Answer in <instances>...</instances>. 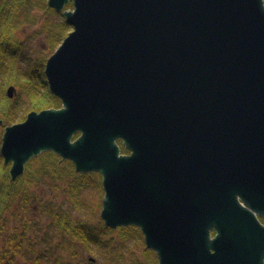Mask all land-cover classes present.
I'll use <instances>...</instances> for the list:
<instances>
[{"label":"water","instance_id":"water-1","mask_svg":"<svg viewBox=\"0 0 264 264\" xmlns=\"http://www.w3.org/2000/svg\"><path fill=\"white\" fill-rule=\"evenodd\" d=\"M47 5L73 28L45 67L62 104L5 128L11 181L53 152L159 264H264V0Z\"/></svg>","mask_w":264,"mask_h":264},{"label":"rangeland","instance_id":"rangeland-1","mask_svg":"<svg viewBox=\"0 0 264 264\" xmlns=\"http://www.w3.org/2000/svg\"><path fill=\"white\" fill-rule=\"evenodd\" d=\"M66 8L73 9L74 7L71 4ZM54 10L47 5V0H44L41 7L36 6L28 15L19 11L25 21L20 22L19 26L13 31L25 42L23 49H26L25 56L28 59L23 61L18 58L15 67L29 72L31 71V64L35 60L43 58L46 64L48 59L56 52L59 46L52 48L53 37L52 35L48 36L47 31L50 29V20L53 22L62 21L65 17L60 16L62 13ZM14 11H17V9L15 8ZM10 86H14L15 91L13 97H8V99L11 103L18 104L17 106H20L18 109L25 108L28 105L27 96L20 94L18 82L13 79H9L8 83L6 81L2 85L5 94ZM17 114L19 116L20 112L17 111ZM27 115L25 114L24 120ZM18 116L17 122L14 124L24 121L19 120ZM6 118L0 114L1 136L6 126H9ZM40 157L41 155L33 159L31 169L38 168L41 161ZM7 166L10 170V164ZM86 183L81 185L85 187L82 190V187L78 186L71 189L67 188V181H62L60 185L63 186L61 187H56L55 182L51 180L47 184L42 183L41 186H37L30 182L28 176H23L19 184L22 188V194L20 193L16 197V201H13L5 209H2L4 206L0 203V264H53L55 262L76 264L80 256L76 257L75 252L80 254L85 251L63 229L66 225L65 219L64 217L61 219L59 214H71L76 217L74 220L79 218L93 225V227H97L102 223L103 187L97 184L98 180L95 177H91ZM27 190L33 191L31 196L29 192L25 193ZM77 190L79 192L75 194ZM83 201L86 203L80 204L81 207L78 205L79 208H76V202ZM118 230H120V227L113 229L112 232L109 231L106 237L117 241L113 248L119 252L123 251L125 253L124 260L129 262L132 255L140 254L141 250L145 248V241L144 239L140 242L128 240V244L132 246L129 254V247H122L124 244L118 245L120 239V231ZM58 245H61V247H57ZM84 256L88 257V262L85 261L82 264H114L118 260L110 256L107 247L92 246L91 251L85 252ZM118 261L122 262V260Z\"/></svg>","mask_w":264,"mask_h":264},{"label":"trees","instance_id":"trees-1","mask_svg":"<svg viewBox=\"0 0 264 264\" xmlns=\"http://www.w3.org/2000/svg\"><path fill=\"white\" fill-rule=\"evenodd\" d=\"M44 0H2L0 5V114L5 116L6 122L9 125L17 122V111L20 112L19 120H24L25 114H28L32 110L40 111L50 107H60L61 100L54 95L48 85L47 77L45 74V60L39 58L31 64V71H22L20 68L15 67V62L20 58L26 61L28 58L25 56L26 49H23L25 42L21 40L17 34L14 33V29L17 28L20 22H24L22 15L19 11L25 12L27 15L31 10H34L36 6L41 7V3ZM38 2V4H36ZM15 8L17 11H14ZM54 10V9H53ZM56 11V10H54ZM51 12V11H50ZM59 15V13H57ZM60 16L64 17L62 14ZM26 17V16H25ZM36 17V15H35ZM62 19V18H61ZM27 20V19H26ZM50 29L47 31V35H52V48L60 46L62 41L72 31V27L67 24L65 19L62 21L53 22L50 20ZM9 79H13L18 82L20 86V94L27 96L26 101L28 105L25 108L18 109L16 103H11L8 99L5 90L3 91L2 85ZM4 82V83H3ZM2 144V136L0 134V149ZM127 152V150H124ZM37 158V157H36ZM41 161L37 169H31L33 160L27 164L25 175L28 176L30 182L34 185L41 186L42 183L47 184L48 181L55 182L56 187H61L62 181H67V188H75L76 186L87 184V180L96 178L98 185H102V177L99 173H81L77 172L74 163L71 160L62 161L61 157L53 152H45L41 155ZM35 159V158H34ZM24 175V176H25ZM20 177L16 182L11 181L9 174V166L5 165L4 158L0 150V203L3 204L5 209L13 201H16V197L22 192L20 187ZM65 185V186H66ZM85 188L82 187L81 190ZM24 189V188H23ZM80 190V191H81ZM29 192L31 196L32 190ZM79 190L75 192L77 194ZM22 194V193H21ZM28 199V197H27ZM84 202V201H83ZM76 202V208L86 202ZM81 204V205H80ZM78 205H80L78 207ZM25 206V205H24ZM65 219V226L63 229L69 233L71 239L76 240L81 245V249L85 252H90L92 246L98 248L107 247L111 257H115L118 260L114 264H159V258L157 254L146 246L141 250L140 254L132 255L128 260H124L125 253L119 252L115 247L116 240L106 237V234L113 231V228L107 227L104 220L102 223L93 227L88 222L79 218L76 219L71 214H59ZM264 223V218H261ZM112 229V230H111ZM120 239L119 244H124L122 247H129L128 253L130 254L132 246L128 244V240L142 241L144 239L142 231L136 226L120 227ZM111 248H109V247ZM57 247H61L58 245ZM85 252L79 254L75 252V256L80 259L76 264H82L88 262V257L84 256ZM95 258L94 256H90ZM44 259V258H42ZM53 264H61L55 262ZM71 264V263H68Z\"/></svg>","mask_w":264,"mask_h":264},{"label":"flooded vegetation","instance_id":"flooded-vegetation-1","mask_svg":"<svg viewBox=\"0 0 264 264\" xmlns=\"http://www.w3.org/2000/svg\"><path fill=\"white\" fill-rule=\"evenodd\" d=\"M70 5H71V3L68 6H70ZM119 144L121 145L122 150H123L124 153H129V151L123 146V141L122 140H119ZM125 149L127 150V152L124 151Z\"/></svg>","mask_w":264,"mask_h":264},{"label":"bare ground","instance_id":"bare-ground-1","mask_svg":"<svg viewBox=\"0 0 264 264\" xmlns=\"http://www.w3.org/2000/svg\"><path fill=\"white\" fill-rule=\"evenodd\" d=\"M46 67V66H45ZM50 88V87H49ZM6 94H7V92H6ZM7 96H8V94H7ZM9 97V96H8ZM60 99V98H59ZM61 104H62V101H61ZM50 108H52V107H50ZM33 111V110H32ZM41 111V110H40ZM14 125V124H13ZM10 126V125H9ZM7 127V126H6ZM4 133V132H3ZM2 136H3V134H2ZM1 146H2V144H1ZM44 154V153H43ZM42 155V154H41ZM33 160V159H32ZM31 160V161H32ZM29 163V162H28ZM26 168H27V165H26ZM26 173V172H25ZM103 187V186H102Z\"/></svg>","mask_w":264,"mask_h":264}]
</instances>
